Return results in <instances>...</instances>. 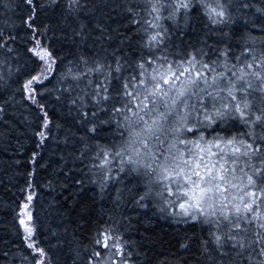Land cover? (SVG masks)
I'll return each mask as SVG.
<instances>
[{
    "label": "snow or ice",
    "instance_id": "obj_1",
    "mask_svg": "<svg viewBox=\"0 0 264 264\" xmlns=\"http://www.w3.org/2000/svg\"><path fill=\"white\" fill-rule=\"evenodd\" d=\"M0 2L6 11L17 7ZM24 4V34L14 19L0 21V66L8 69L0 67V83L17 86L0 101V117L21 105L25 132L5 122L7 134L29 135L37 151L13 205L24 247L0 253L5 264H62L69 254L72 264H140L124 239L126 217L115 214L126 199L198 224L199 234L179 244L194 264H264V0ZM45 9L66 26L60 37L51 17L41 16ZM194 16L205 21L199 47L174 50L165 22L179 30ZM60 38L72 52L53 43ZM53 77L55 89L48 87ZM58 136L79 163L66 179L80 186L87 180L101 198L115 187L114 209L97 215L87 245L75 233L60 239L55 229L42 237L34 216L35 165Z\"/></svg>",
    "mask_w": 264,
    "mask_h": 264
},
{
    "label": "trees",
    "instance_id": "obj_2",
    "mask_svg": "<svg viewBox=\"0 0 264 264\" xmlns=\"http://www.w3.org/2000/svg\"><path fill=\"white\" fill-rule=\"evenodd\" d=\"M13 2L17 7L8 11L0 2V21L5 18L14 19L22 35L26 31V26L22 21L30 13V10L24 4V0H13ZM106 2L107 0H98L101 5ZM105 14L113 16L108 10H105ZM41 16L51 17V23L55 26L57 36L60 37L61 31L66 26L57 21L52 10L45 9ZM119 19V16H113L114 21ZM165 23L172 32L170 43L174 46V50L183 51L199 47L205 23L202 17L194 16L191 25L185 27L181 24L179 30L172 22L166 21ZM68 35H71L70 31ZM53 43L65 52L73 51L68 47L70 41H65L63 38L54 40ZM112 46H115V42ZM5 55L6 53L0 52V59H3ZM10 63L15 64L14 61H10ZM3 71L7 72L8 69L3 67ZM16 87V84L12 83H0V101H4L12 95ZM48 87L53 89L58 87L55 77L51 78ZM56 95V92L53 91L49 100L54 120L60 119L63 115L55 101ZM16 98L19 99V96ZM22 111L21 105H12L0 117V253L8 251L11 254V251L17 250L15 245H20L21 249L24 247L17 235L18 224L13 205L18 197L16 189L25 183L24 173L31 171V153L37 149L33 143L29 142V135L21 136L15 129L9 138L5 125V122L14 123L18 126L19 133H24L25 127L21 122L22 118L17 115ZM62 135L61 132L59 136ZM59 136L55 140H49L40 150V156L35 165L38 196L34 200V216L37 218L42 237H49V229H55L60 239L71 240L75 233L81 244L87 245L90 242L88 239L91 235L90 229L97 215L102 210L108 212L114 209L115 187L101 198L97 186L88 183L87 180L83 186H80L66 179L69 176V169L79 168V163H73L69 155L73 151L72 147L60 140ZM17 140L20 142L19 145ZM21 147L24 149L23 152L20 150ZM63 164L66 166L62 167ZM76 178L80 179L81 174H76ZM49 180H52L53 186L51 188L44 187ZM61 184L68 185L67 189L62 188ZM87 209H91V212ZM115 214L118 219L121 214L126 217L122 221L126 233L124 239L132 242L129 250L140 253L136 257L140 264H165V262L167 264H194L192 253L181 250L179 244L184 242L186 237L199 234L200 226L195 222L184 223L179 218H172L169 213H161L155 206L140 208L127 199L121 204L120 209L115 210ZM65 228H67L66 233L63 232ZM48 242L55 244L56 239L51 238ZM64 251L66 253L68 251L67 244L64 246ZM72 259V255H66L62 257V264H72ZM0 264H5L2 255H0Z\"/></svg>",
    "mask_w": 264,
    "mask_h": 264
}]
</instances>
